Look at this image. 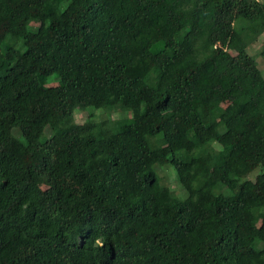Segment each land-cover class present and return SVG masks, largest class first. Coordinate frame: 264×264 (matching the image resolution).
I'll list each match as a JSON object with an SVG mask.
<instances>
[{
	"label": "trees",
	"instance_id": "trees-1",
	"mask_svg": "<svg viewBox=\"0 0 264 264\" xmlns=\"http://www.w3.org/2000/svg\"><path fill=\"white\" fill-rule=\"evenodd\" d=\"M263 33L259 0H0V264H264Z\"/></svg>",
	"mask_w": 264,
	"mask_h": 264
},
{
	"label": "rangeland",
	"instance_id": "rangeland-1",
	"mask_svg": "<svg viewBox=\"0 0 264 264\" xmlns=\"http://www.w3.org/2000/svg\"><path fill=\"white\" fill-rule=\"evenodd\" d=\"M259 1L261 2V9L264 10V0H259ZM248 49L252 55L257 57L259 67L262 70H264V57L262 56V51L264 49V33L260 36L259 40L256 41L255 43L251 44L248 47ZM56 80H57V78L55 76H51L48 79V81L52 82V83H55ZM225 107L227 108V111L224 114V117H228V116H230V114L234 113L235 109L233 107H231V104H225ZM88 116H89L88 111H82V110L76 109L75 118H76L77 122H79V123L84 122L88 118ZM131 116H132L131 113H126V112H118V113L109 114V117H111L112 119H117V120H120L122 118H131ZM50 132H51V130L49 128L46 129L43 137H45L46 135H49ZM256 172H258V170H256ZM256 172H255V174H256ZM163 173L165 175V180L168 183H170V185L177 188V177H176V175L171 173V171H169L167 168H164ZM255 174L252 175L253 178L255 177ZM185 196H186V193H185Z\"/></svg>",
	"mask_w": 264,
	"mask_h": 264
}]
</instances>
